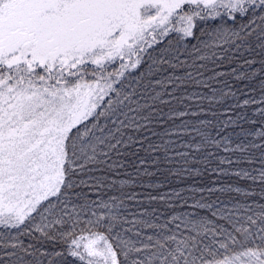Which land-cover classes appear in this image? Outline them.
<instances>
[{"label":"snow or ice","instance_id":"6c2138e0","mask_svg":"<svg viewBox=\"0 0 264 264\" xmlns=\"http://www.w3.org/2000/svg\"><path fill=\"white\" fill-rule=\"evenodd\" d=\"M0 264H264V0H0Z\"/></svg>","mask_w":264,"mask_h":264},{"label":"trees","instance_id":"16d2710c","mask_svg":"<svg viewBox=\"0 0 264 264\" xmlns=\"http://www.w3.org/2000/svg\"><path fill=\"white\" fill-rule=\"evenodd\" d=\"M141 155H144V153H141ZM129 170L131 171V169ZM165 177L166 174L158 173L155 177L152 178V180L156 183H164L165 187L159 189L160 192L170 191L172 188H186L188 186L186 183H177L175 178L166 179ZM133 210H135V208Z\"/></svg>","mask_w":264,"mask_h":264}]
</instances>
